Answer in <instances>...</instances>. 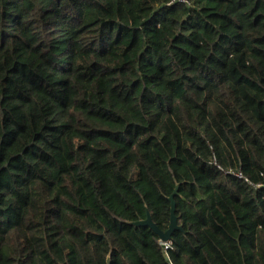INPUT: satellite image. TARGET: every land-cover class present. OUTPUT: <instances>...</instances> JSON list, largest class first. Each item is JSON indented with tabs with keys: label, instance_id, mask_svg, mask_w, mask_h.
Listing matches in <instances>:
<instances>
[{
	"label": "trees",
	"instance_id": "obj_1",
	"mask_svg": "<svg viewBox=\"0 0 264 264\" xmlns=\"http://www.w3.org/2000/svg\"><path fill=\"white\" fill-rule=\"evenodd\" d=\"M172 1L0 0V264H264V0Z\"/></svg>",
	"mask_w": 264,
	"mask_h": 264
},
{
	"label": "water",
	"instance_id": "obj_2",
	"mask_svg": "<svg viewBox=\"0 0 264 264\" xmlns=\"http://www.w3.org/2000/svg\"><path fill=\"white\" fill-rule=\"evenodd\" d=\"M176 193H177V190L170 197L171 221H170L169 230L167 232L163 233L162 231H160L159 228L153 223L149 214L145 221H140V222L135 223V226L137 227L144 226V227L150 228L160 238V241L165 245L169 244V242L171 241V236L173 232L181 229L178 226V220H177L176 213H175L176 208H175L174 196L176 195Z\"/></svg>",
	"mask_w": 264,
	"mask_h": 264
},
{
	"label": "built area",
	"instance_id": "obj_3",
	"mask_svg": "<svg viewBox=\"0 0 264 264\" xmlns=\"http://www.w3.org/2000/svg\"><path fill=\"white\" fill-rule=\"evenodd\" d=\"M175 2H178V3H188V0H173L172 3H175ZM239 176V175H238ZM263 189H264V185H262Z\"/></svg>",
	"mask_w": 264,
	"mask_h": 264
}]
</instances>
